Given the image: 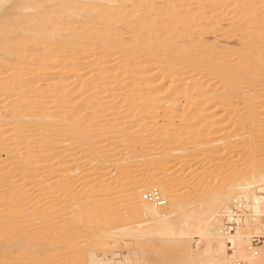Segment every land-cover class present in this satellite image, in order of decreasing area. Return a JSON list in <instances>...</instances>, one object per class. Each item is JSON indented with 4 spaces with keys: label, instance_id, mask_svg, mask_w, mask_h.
I'll list each match as a JSON object with an SVG mask.
<instances>
[{
    "label": "bare ground",
    "instance_id": "1",
    "mask_svg": "<svg viewBox=\"0 0 264 264\" xmlns=\"http://www.w3.org/2000/svg\"><path fill=\"white\" fill-rule=\"evenodd\" d=\"M186 1L189 7L188 0H0V208L15 213L6 225L13 232L35 228V222L48 225H42L47 235L35 232L25 240L29 248L20 256L42 252L40 264H54L46 260L56 253L48 236L54 211L45 184L52 165L43 163L47 178L38 173L41 180L30 175L25 181L33 192L43 186L36 188L43 194L37 190L33 197L20 191L23 169L21 179L11 175L24 165L33 174L36 164L57 155V143L64 158L83 164L74 170L81 183L76 223L87 231L102 229L95 252L76 255L79 264H132L137 252L118 260L117 241L144 246L154 237L165 249L154 250L158 264H264V0H233L227 19L219 12L225 0L192 1L194 9L185 15ZM195 6L212 10L200 18ZM197 13L200 20L193 19ZM221 23L239 33L232 52L221 40L229 32L216 35ZM253 81L261 87L258 106L250 101L232 108L233 100L248 99ZM44 82L49 84L37 86ZM162 108L161 114L148 113ZM57 127L65 129L62 138ZM217 141L231 151L213 148ZM166 153L186 166L196 156L197 165L187 172L193 191L179 193L165 180L184 173L157 167L158 161L169 163ZM209 157L214 163L204 173ZM222 157L228 177L199 191V173L215 177ZM143 161L153 169L147 180L130 177L133 163L141 167ZM236 162L244 168H234ZM112 163L118 164L114 175L131 182L123 196L108 201L104 196L120 186L108 177ZM153 190L160 203L144 198ZM38 195L48 202L40 203ZM34 197L37 203L30 201ZM117 199L119 212L133 209L136 225L112 226ZM257 235L262 245L253 244Z\"/></svg>",
    "mask_w": 264,
    "mask_h": 264
},
{
    "label": "rangeland",
    "instance_id": "2",
    "mask_svg": "<svg viewBox=\"0 0 264 264\" xmlns=\"http://www.w3.org/2000/svg\"><path fill=\"white\" fill-rule=\"evenodd\" d=\"M193 1V3H195V5L197 4L198 5V2L197 1H195V0H188V3H189V5L191 6H187V1H186V6H187V10L188 11H186V9H183L182 10V12H184V14L186 13V12H190V10H192L191 8H193L194 9V4L193 3H190V2H192ZM227 2V3H226ZM230 2V3H229ZM231 2H233V0H225V3H224V1L221 3L222 5V7L220 6V10H219V12L220 13H223V15H226V17H224V19H227V18H230L231 16H233V14H232V7H230L229 5H231ZM260 2H262L261 0H260ZM183 3V4H184ZM229 3V4H228ZM192 4V5H191ZM196 5V6H197ZM195 6V7H196ZM202 6V5H201ZM201 6H198V7H196V8H200V9H198L197 11H198V13L201 15H199L198 13L196 14V16H197V18L195 17V18H193V19H198L199 18V16H200V18L202 17V15L204 16L205 14H207L208 12H205L206 10L207 11H211L212 10V8H206V7H201ZM202 8V9H201ZM203 9H204V11H203ZM209 9H211V10H209ZM203 11V12H200V11ZM202 13V14H201ZM187 14V13H186ZM185 14V15H186ZM200 18L198 19V20H200ZM224 25V23H221L220 24V26H221V28H219L218 30H217V36H221L222 34H225L226 32H229V29H231V27H226V26H223ZM254 25H252L251 26V28H249V30L250 31H253V29H254ZM238 35H239V33H234V32H229V33H227V35H225L221 40L224 42V45L225 46H227L230 50H231V52L234 50V49H237L238 47L236 46V43H237V41H238ZM207 37V36H206ZM210 37V35H208V38ZM54 77V75H50V77L49 78H53ZM47 84H49V82H44V83H38L37 84V86H45V85H47ZM260 89H261V87L259 86V83H257L256 81H253L252 83H251V85H250V87L248 88V89H246V92H248L249 91V96L247 97L248 99H243V97H240V98H237L236 100H233V104H232V108H234V109H237V108H239V107H241V106H243V105H245V104H247L248 102H250V101H252L253 102V104L255 105V106H258L257 104L259 103V101H258V96L261 94V93H259L260 92ZM108 92V91H107ZM241 99V100H240ZM239 100V101H238ZM243 100V101H242ZM247 101V102H246ZM66 106V105H65ZM68 108V107H67ZM67 108H64L62 111L63 112H65V111H67L68 109ZM164 108H166V107H164ZM164 108H162L161 110L160 109H158V111H153V110H151V111H149L148 113H150L151 112V114H152V112H153V115H156V114H158V112H159V114H161V113H163L164 111H163V109ZM255 108H257V107H251L250 108V110H252V111H254V110H256ZM264 108V107H263ZM65 109H67V110H65ZM157 110V109H156ZM201 113V112H200ZM160 120L161 119H159V122H160ZM161 126H162V124H163V122H161V123H159ZM216 127H217V125H216ZM216 127H214V128H216ZM218 128V127H217ZM59 129V130H58ZM65 131V129H63V128H59V127H57V131L58 132H60V134L62 133L61 131ZM182 130H184V129H182ZM216 130V129H215ZM217 130H219V129H217ZM63 131V135H65L66 133ZM61 134V137H59V138H62V135ZM166 135H167V137H166ZM164 136V135H163ZM166 139H164L165 140V142H170L171 141V138L169 137V134H165V136H164ZM163 137V138H164ZM219 141V140H218ZM217 141V142H218ZM71 142V141H70ZM69 142V143H70ZM68 143V144H69ZM71 144V143H70ZM59 146V144H57L56 143V145H55V147H56V153H57V155H55V156H53V157H50L51 159V162H50V160H49V162H46V161H42V163H39V164H36L35 165V170L36 171H34V173L33 174H31V173H27L26 171H28L29 169H31L32 168V166H30V167H28L27 169H24V166H26V165H24V166H22V167H19L18 169V171H16V172H18V174L16 173V174H12L11 176H16L15 178H18V177H20V175H19V172H20V170H22V174L27 178V176L28 175H26V174H29V176H28V178L26 179L25 178V180H24V182H23V184H26V183H28L27 184V186H25V188L24 187H22L23 186V184H22V186L20 187V191L21 192H23L24 190H26L27 189V191H24V193H34L35 194V192L37 193V194H39V189H43V186L41 187V186H36V188H39V189H37L36 190V188H34V190H35V192H33L31 189H33L32 187L34 186L33 184H30L29 183V181L28 182H25V181H27L28 179H30V175H34V176H32V177H35V180H41V176L38 174V173H41L40 171H43V170H45V168L44 167H46V166H44L46 163H48V164H50V165H52V178H51V175H50V178L48 177H45L44 175H43V172L41 173V175H43L42 177L44 178H47V179H49V180H47L48 182H46L45 184L47 185V184H49V185H47L48 187H49V189H51V190H49V191H51V193L50 194H48L47 196V200L48 201H51V202H49L50 203V206H51V208H52V211H54V218L52 219V225L53 226H51L50 228L52 229L51 230V232L49 231L48 232V236H49V238H50V241L52 242V244L50 245L51 246V249H53L54 250V252H56V253H58V254H56V253H53V257L52 258H48V259H46V260H52L53 259V262H54V264H65V262L67 261H70V262H68V263H70V264H75L74 262H76V264H79L78 262V257H80L82 254H83V250L84 251H88L89 249L92 251V252H95V250H94V247L93 246H96L97 245V242H96V240H97V236H98V231L99 232H101L102 231V229H98V228H100V227H95V228H97L98 230H94V231H90L89 229H88V227H87V229L89 230V231H87L86 229H84L85 227H84V225H80V224H77L76 223V212L75 211H77V209L75 208L76 207V205H77V199L79 198V196L81 195V187L79 186L81 183H80V177H78L76 174L77 173H74V170L76 169L77 170V167H78V165H80V166H82L83 164H82V162L80 163L79 162V159H78V162H77V159L75 158V160H74V156L73 157H67V158H69V161H68V159L66 158V160H67V162L66 161H64L65 160V158L63 157V155L61 154V153H63L62 152V149L61 148H59L58 147ZM224 145L223 144H221V143H216V146H214L213 148H215L216 150H220V149H226L225 151H231V149H229V148H227V147H223ZM139 147H141V146H139ZM58 148V149H57ZM58 150V151H57ZM120 150V151H119ZM121 147H120V149H118L117 150V152H121ZM138 151H139V148L137 149ZM169 152V151H168ZM55 153V154H56ZM59 153V154H58ZM84 153H86V152H84ZM84 153H82V156H83V154ZM124 153V152H123ZM169 156H168V155ZM60 155V156H59ZM127 155V154H126ZM125 155V156H126ZM173 155V154H172ZM81 156V155H80ZM130 156V155H129ZM61 157H63L62 159H61ZM6 158V156L4 155L3 156V158L2 159H5ZM164 161H168L169 160V163L168 164H161V162H159L158 160L159 159H157V164H158V166L157 167H159V168H162V170H167L166 172H168V170L169 171H172V172H181L182 170H184V171H182V172H186V174H184L183 173V176H180V178H179V176H177L176 174L175 175H171L170 177H168L167 179H165V180H167V182L168 183H173L172 184V186H173V189L174 190H177L179 193L181 192V193H187V192H189V190H191V191H193L192 190V188L191 187H193V186H195V184H194V181L192 180V179H190V176H188L189 174L187 173L188 171H190V172H192V170H194L193 168H195V166L197 165L196 164V161L195 160H197L196 159V156L195 155H193L192 157H190L191 158V160H193L192 162H189V165L190 164H192V165H190V166H186V165H184V163H182L183 161H182V159L181 160H178V159H175V158H177V155L176 154H174L173 156H171V154H169V153H166V154H164ZM211 157H209V158H207V163H206V161H205V171H203L204 173H206L207 171H208V169L210 168V165L212 164V162L214 163V161H212L213 160V158H212V160L210 159ZM225 157H222V161H220V163H219V165L220 166H217L215 169H217V172H216V174H215V177L214 176H209V175H207V174H203V172H201V173H199L200 175H199V177L200 178H198V180L196 181L197 183L199 182L200 184H199V191H202L203 189H207V188H210L211 186H213L216 182H223V181H225V178H227L228 177V174H229V172H227L226 171V158L224 159ZM175 159V160H174ZM237 159L240 161V159L237 157ZM171 160V161H170ZM172 160H174V162L176 163V161H177V163H176V165H174V166H176V167H173V166H171V164H172ZM206 160V159H205ZM209 160H211V161H209ZM225 160V161H224ZM237 160V161H238ZM4 161V160H3ZM62 161V162H61ZM63 161L64 162H66V164L65 163H63ZM190 161V160H189ZM45 162V164H43ZM241 162V161H240ZM76 163H80V164H76ZM143 164H142V166L141 167H134L135 165H134V163H133V167H131V169H130V177H137V178H141V180L142 181H146L147 180V178L149 177V175L151 174V170H153L150 166H148L144 161L142 162ZM171 163V164H170ZM174 163V164H175ZM237 163V165H235L234 166V168H239V169H243L244 168V166H243V164H241V163H239V162H236ZM235 163V164H236ZM65 164V165H64ZM74 164H75V167H74ZM178 164V165H177ZM210 164V165H209ZM47 165V164H46ZM49 165V166H50ZM169 165V166H168ZM44 166V167H43ZM48 166V165H47ZM48 166V167H49ZM65 168H64V167ZM78 167V168H82V167ZM132 166V165H131ZM171 166V167H170ZM209 166V167H208ZM221 166H222V168H221ZM44 169H43V168ZM178 167V168H177ZM218 167H219V169H218ZM10 170H11V168L12 167H8ZM8 168H6L7 170H9ZM64 170H63V169ZM118 168V164H113L112 163V165H111V167H109V169H108V174H109V176L108 177H111L110 179L112 180V181H116V182H119V184H120V186L118 185V186H116L117 187V189L115 188L114 190H115V192L110 196V197H106V196H104V199L105 200H108V201H110L111 199H114L112 196L115 194V200H116V198L118 197V199H119V196L121 195V196H123L127 191H128V187H130L129 185L130 184H128L129 182H131V179L129 178V182H126V181H128V179H126V181H125V179H124V175H122L121 177H119L118 175H114V171L116 170ZM186 168V169H185ZM41 169H43V170H41ZM67 171H66V170ZM180 169V170H179ZM213 169V168H212ZM6 170V171H7ZM50 170H51V168H50ZM219 170V171H218ZM154 171H156V169H154ZM159 171H156V172H154V173H158ZM189 172V173H190ZM21 173V172H20ZM25 173V174H24ZM228 173V174H227ZM21 174V177L23 176ZM36 174V175H35ZM67 176H66V175ZM220 174V175H219ZM112 175V176H111ZM184 175H185V177H184ZM187 175V176H186ZM219 175V176H218ZM39 176H40V178H39ZM64 176H66V177H64ZM226 176V177H225ZM21 177L20 178H18V179H21ZM178 178V179H176V178ZM65 180H64V179ZM91 178H93V177H91ZM120 178V179H119ZM67 179V180H66ZM124 181H123V180ZM17 180V179H16ZM61 180H63V181H65V183H64V185H63V183H59ZM95 180V179H94ZM188 180V181H187ZM43 181H45L44 179H43ZM176 181V182H175ZM62 182V181H61ZM82 182V181H81ZM123 182H126V183H123ZM175 182V183H174ZM80 183V184H79ZM177 183V184H176ZM108 184V183H107ZM107 184H105V186L107 185ZM128 184V185H127ZM190 184V185H189ZM189 185V186H188ZM32 186V187H31ZM29 187H31V189L29 188ZM35 187V186H34ZM22 188H24V189H22ZM191 188V189H190ZM22 189V190H21ZM161 191V190H160ZM147 191H143V193L142 194H145ZM32 193H31V195L30 196H34V195H32ZM40 193H42V192H40ZM43 194V193H42ZM123 194V195H122ZM161 194H162V192H161ZM40 195V194H39ZM38 195V196H39ZM36 196V195H35ZM43 196H45V195H43ZM50 196V197H49ZM37 197V196H36ZM36 197H34V198H30V201H31V199H33V203H37V200L39 201V199H40V197L41 196H39L38 198L39 199H37ZM42 198H44V197H41V199L40 200H42V201H39L40 203H42L43 202V200L45 199H42ZM49 198V199H48ZM34 199L36 200V202L34 201ZM45 199V200H46ZM118 199H117V202L115 201V200H113V202L115 201V205L113 204V208H112V210H111V214H112V219H111V222H112V226L114 227V228H119V227H121L122 225H123V222L126 224V223H131L132 225H136L137 223V221H138V219H133L132 218V215L134 214L133 213V209L131 210V209H127V211H125L124 212V210H123V212H119V210H122V209H120L121 207H120V202L118 203ZM44 200V201H45ZM46 200V201H47ZM45 201V202H46ZM47 201V202H48ZM24 202V201H23ZM26 203L28 202V201H25ZM24 202V203H25ZM45 202H43V203H45ZM25 203V204H26ZM117 203V204H116ZM21 204V203H20ZM22 205V204H21ZM24 205V204H23ZM2 210V211H1ZM129 210H131V211H129ZM96 213H98V210L97 211H95ZM115 213V214H114ZM121 213V214H120ZM119 214V215H118ZM132 214V215H131ZM124 216V217H123ZM13 217H15V213L14 212H10V211H8V210H4V207H1L0 208V225H1V227L0 228H3V229H0V264H40L41 262H40V260L41 259H38L39 257V255L42 253H40V254H30L29 252V255L28 256H26V257H22V256H20L21 255V253H22V251L24 250V249H28L29 247H28V240H29V237L31 238V237H33L37 232L38 233H42V231H43V226L45 227V226H48L47 224H40L39 226L37 225V222H35L36 223V225H35V228H36V230H35V228H34V226H32V227H30L31 229L32 228H34V229H32L33 231H30L29 233H27V231H29V230H31L30 228H29V230H28V228H24L26 225H23V227H21L20 226V228L18 227V228H16L15 230H14V232L13 231H11V230H9V227H6V225H8V224H13ZM96 217V216H95ZM122 217H123V219H122ZM129 217V218H128ZM121 218V219H120ZM93 219H95V218H93ZM125 219V220H124ZM127 219V220H126ZM120 220H122V221H120ZM89 221H93V220H89ZM129 221V222H128ZM135 221V222H134ZM94 222H96V221H93V223ZM65 223L66 224V226H64L63 224ZM92 223V224H93ZM114 223V224H113ZM133 223H135V224H133ZM63 225V226H60V225ZM88 224V223H87ZM86 224V225H87ZM96 225L98 224V222L97 223H95ZM124 224V225H125ZM128 224V225H129ZM130 224V225H131ZM43 225V226H42ZM127 225V224H126ZM50 226V225H49ZM94 226V225H93ZM38 228H41L40 230H38ZM44 230H47V228H45ZM26 231V232H25ZM36 232V233H35ZM44 232V231H43ZM46 232V231H45ZM45 232L44 233H42L43 235H47V234H45ZM39 234L40 236L42 235V234ZM47 233V232H46ZM26 234V235H25ZM28 235V236H27ZM52 235V236H51ZM101 235V234H100ZM99 235V236H100ZM48 236H47V238H48ZM58 237V238H57ZM48 238V239H49ZM54 238V239H53ZM96 238V239H95ZM28 239V240H27ZM25 240H27L26 241V244H24L25 243ZM58 240V241H57ZM70 240H72V241H74L73 243L74 244H72L73 245V247H75L76 249H74L73 248V250H75V251H71L70 249H72V247L69 249L67 246L69 245V243H68V241H70ZM120 240V239H119ZM117 241L118 243L116 244V246H115V249H113L114 251L115 250H117L116 251V253H118L119 254V258H118V260H121V257H124V256H126V255H128V254H133V252H137V255H139L138 253H140V256H137L136 255V257H135V259L133 260V258H131V260L132 261H130V259H128V262L130 261V263L132 262V264H143V260H146V261H148V263L147 264H158L159 263V259H158V257H156L155 255H157L156 254V252L154 251V250H156V251H158V250H160L159 252H164V248H162L163 247V245L162 244H160V241H159V238L158 237H154V238H152L150 241H148L144 246H135L134 244H132V245H129L125 240L123 241V239H121V241ZM56 242V243H55ZM68 243V244H67ZM59 245V246H58ZM65 246V247H64ZM71 246V245H70ZM188 247L190 246V245H187ZM192 246V245H191ZM53 247V248H52ZM77 247H78V249H77ZM93 247V248H92ZM139 247V248H138ZM57 248V249H56ZM66 248V249H65ZM51 249H49L50 251H53V250H51ZM67 249H69V250H67ZM140 249V250H139ZM143 249V250H142ZM56 250V251H55ZM137 250V251H136ZM141 250H142V252H141ZM162 250V251H161ZM68 251V252H67ZM69 251H70V253L71 254H69ZM76 251H79V253L78 252H76ZM139 251V252H138ZM145 251V254L143 253ZM148 251V253H146ZM61 252V253H60ZM72 252H74L75 253V257H74V254L72 253ZM81 252H82V254H81ZM65 253V254H64ZM141 253H143L144 255H141ZM153 253V254H152ZM155 253V254H154ZM55 254V255H54ZM62 254V255H61ZM80 256H79V255ZM67 255H69V256H67ZM78 257H77V256ZM107 255L108 256H110V253H107ZM56 256H59L58 258L56 257ZM135 256V255H134ZM162 256H163V254H162ZM76 257H77V261H76ZM127 257V256H126ZM133 257V256H132ZM137 257H140L141 258V260H140V258H138L137 259ZM68 258V259H67ZM73 259V260H72ZM75 259V260H74ZM54 260H56V261H54ZM137 260V261H136ZM142 261V262H141ZM58 262V263H57ZM68 263H66V264H68ZM81 264V263H80ZM170 264H172V263H170Z\"/></svg>",
    "mask_w": 264,
    "mask_h": 264
},
{
    "label": "built area",
    "instance_id": "3",
    "mask_svg": "<svg viewBox=\"0 0 264 264\" xmlns=\"http://www.w3.org/2000/svg\"><path fill=\"white\" fill-rule=\"evenodd\" d=\"M144 198L150 199V200L152 199L154 201L156 200V202H159V203L161 202V199L157 195L155 190L145 194ZM252 242H253L254 245H262L263 244V237L262 236H258V235L257 236H253Z\"/></svg>",
    "mask_w": 264,
    "mask_h": 264
}]
</instances>
